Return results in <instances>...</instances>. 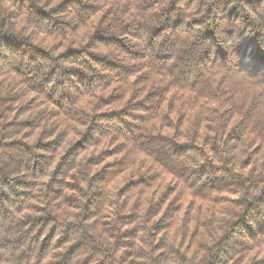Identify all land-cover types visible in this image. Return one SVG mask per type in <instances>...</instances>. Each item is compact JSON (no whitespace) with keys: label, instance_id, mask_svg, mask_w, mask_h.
I'll return each instance as SVG.
<instances>
[{"label":"trees","instance_id":"16d2710c","mask_svg":"<svg viewBox=\"0 0 264 264\" xmlns=\"http://www.w3.org/2000/svg\"><path fill=\"white\" fill-rule=\"evenodd\" d=\"M193 6L0 0V228L38 264H143L139 244L157 261L264 264V225L237 219L241 192L264 200V53L238 50L252 76L154 58ZM157 8L172 23L153 29Z\"/></svg>","mask_w":264,"mask_h":264},{"label":"clouds","instance_id":"9594fccd","mask_svg":"<svg viewBox=\"0 0 264 264\" xmlns=\"http://www.w3.org/2000/svg\"><path fill=\"white\" fill-rule=\"evenodd\" d=\"M181 2L194 5L188 13V19L195 22L182 24L178 31L163 35L159 52H151L147 47L151 33H146L142 42L144 49L151 52L154 58L159 55L166 56L169 66L177 72L193 73L203 71L208 65H220L230 72L252 76L245 67L254 63L252 48H247L243 56L238 50L246 40H254L259 52L264 53V0H181ZM161 8L154 10L158 15L151 21L153 29L163 28L165 24L172 23L171 19L161 14ZM233 11L235 14L230 15ZM262 76L264 66L259 68L254 77L261 80ZM8 163L9 158L0 155V169ZM256 195H259V192ZM240 198L241 210L247 208L249 211L246 217L237 219H246L254 229L264 225V200L253 201L251 204L243 203L244 200L251 199L245 197L243 192ZM140 249L143 250V264H179V261L163 257L157 261L154 258L159 257V253L152 252L148 244H139L137 248L127 251L136 253ZM132 259H135V255ZM0 264H38V260L31 254L28 243L19 231L15 229L6 231L0 228ZM217 264H232V259L221 256Z\"/></svg>","mask_w":264,"mask_h":264}]
</instances>
